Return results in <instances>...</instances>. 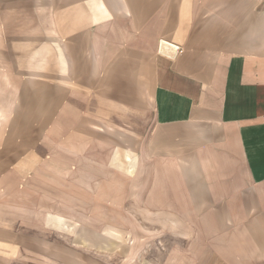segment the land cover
Wrapping results in <instances>:
<instances>
[{"label": "crops", "instance_id": "obj_1", "mask_svg": "<svg viewBox=\"0 0 264 264\" xmlns=\"http://www.w3.org/2000/svg\"><path fill=\"white\" fill-rule=\"evenodd\" d=\"M51 3V35L54 10L63 35L97 27L99 42L144 43L152 60L154 125L130 199L153 238L140 264H264V0ZM30 75L56 79L26 82ZM59 75L58 67L0 68V264L70 262L58 263L64 245L43 250L50 229L20 226L25 205L16 199L25 172L41 170L31 164L34 125L56 121Z\"/></svg>", "mask_w": 264, "mask_h": 264}, {"label": "rangeland", "instance_id": "obj_2", "mask_svg": "<svg viewBox=\"0 0 264 264\" xmlns=\"http://www.w3.org/2000/svg\"><path fill=\"white\" fill-rule=\"evenodd\" d=\"M50 1L0 0V68L47 72L58 67L64 89L58 93L63 102L56 121L40 131L34 125L31 164H41V170L25 172L26 188L16 198L25 205L18 213L20 226L50 229L51 236L42 237L43 250L48 244L64 245L58 263L131 264L137 255L140 264L146 259L141 250L153 238L147 236L146 221L131 214L138 206L130 199L136 183L141 186V154L154 125L152 60L144 43L99 42L97 27L85 36L63 35L65 20L54 10L51 35L49 9L55 5ZM42 255L49 258L50 251Z\"/></svg>", "mask_w": 264, "mask_h": 264}, {"label": "bare ground", "instance_id": "obj_3", "mask_svg": "<svg viewBox=\"0 0 264 264\" xmlns=\"http://www.w3.org/2000/svg\"><path fill=\"white\" fill-rule=\"evenodd\" d=\"M162 47H167V45H162Z\"/></svg>", "mask_w": 264, "mask_h": 264}, {"label": "built area", "instance_id": "obj_4", "mask_svg": "<svg viewBox=\"0 0 264 264\" xmlns=\"http://www.w3.org/2000/svg\"><path fill=\"white\" fill-rule=\"evenodd\" d=\"M168 47H169V45H168Z\"/></svg>", "mask_w": 264, "mask_h": 264}]
</instances>
